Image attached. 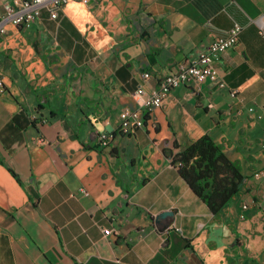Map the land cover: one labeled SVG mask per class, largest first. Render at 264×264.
Listing matches in <instances>:
<instances>
[{
	"label": "crops",
	"instance_id": "0c3cea01",
	"mask_svg": "<svg viewBox=\"0 0 264 264\" xmlns=\"http://www.w3.org/2000/svg\"><path fill=\"white\" fill-rule=\"evenodd\" d=\"M22 1L0 0V18ZM236 22L216 80L174 88L120 132L138 87L153 92ZM5 28L0 264H264V0H74ZM204 134L244 176L217 215L164 151Z\"/></svg>",
	"mask_w": 264,
	"mask_h": 264
},
{
	"label": "built area",
	"instance_id": "2783aa9c",
	"mask_svg": "<svg viewBox=\"0 0 264 264\" xmlns=\"http://www.w3.org/2000/svg\"><path fill=\"white\" fill-rule=\"evenodd\" d=\"M74 0H23L19 8L8 7L7 13L0 18V31H5L7 22L15 23L16 25L29 26L35 22L41 15L43 8H48L51 11L52 17L58 16V11L64 4ZM85 1V0H77ZM243 26L236 22L228 31L227 35L216 37L212 43L200 51L199 55L191 61L181 63L178 68L165 75L159 82L158 88L149 93L143 86H140L134 92V97L137 100L138 107L124 108L119 114L120 132L132 133L145 124V116L143 112H152L154 109L163 105L167 95L176 87L182 84L193 82H202L207 79L216 80L219 76V69L216 65L223 53L234 47L242 33ZM151 73L145 72L144 77L150 78ZM224 81L221 86H225ZM5 91L4 80L0 77V95ZM232 96L237 95L236 90L231 91ZM251 111L254 107L249 108ZM115 137V132H101L99 139L104 145H109ZM256 177L264 180V169L256 173ZM85 193L87 190L82 189ZM247 207V205H245ZM110 228L105 229L106 234H110Z\"/></svg>",
	"mask_w": 264,
	"mask_h": 264
},
{
	"label": "trees",
	"instance_id": "16d2710c",
	"mask_svg": "<svg viewBox=\"0 0 264 264\" xmlns=\"http://www.w3.org/2000/svg\"><path fill=\"white\" fill-rule=\"evenodd\" d=\"M148 117L146 115V119ZM164 151L216 215L240 191L244 179L240 168L209 134H204L187 147H181L177 142L169 146L166 142Z\"/></svg>",
	"mask_w": 264,
	"mask_h": 264
},
{
	"label": "water",
	"instance_id": "95a60500",
	"mask_svg": "<svg viewBox=\"0 0 264 264\" xmlns=\"http://www.w3.org/2000/svg\"><path fill=\"white\" fill-rule=\"evenodd\" d=\"M170 213H171V211H166V212H164V213L162 214V216H165V215L170 214Z\"/></svg>",
	"mask_w": 264,
	"mask_h": 264
},
{
	"label": "rangeland",
	"instance_id": "374dc122",
	"mask_svg": "<svg viewBox=\"0 0 264 264\" xmlns=\"http://www.w3.org/2000/svg\"><path fill=\"white\" fill-rule=\"evenodd\" d=\"M64 5H65V4H64ZM21 26H22V25H21ZM5 29H6V28H5ZM0 32H6V30H5V31H0ZM137 107H138V106H137ZM137 107H136V108H137ZM125 108H126V107H125ZM148 113H149V112H148ZM124 134H128V133H124Z\"/></svg>",
	"mask_w": 264,
	"mask_h": 264
}]
</instances>
